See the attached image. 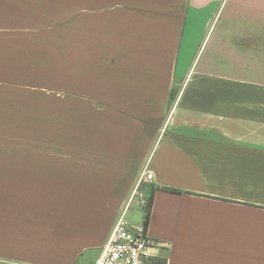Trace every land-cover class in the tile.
<instances>
[{"label": "crops", "instance_id": "obj_1", "mask_svg": "<svg viewBox=\"0 0 264 264\" xmlns=\"http://www.w3.org/2000/svg\"><path fill=\"white\" fill-rule=\"evenodd\" d=\"M146 165L144 264H264V0H0V264H96Z\"/></svg>", "mask_w": 264, "mask_h": 264}, {"label": "built area", "instance_id": "obj_2", "mask_svg": "<svg viewBox=\"0 0 264 264\" xmlns=\"http://www.w3.org/2000/svg\"><path fill=\"white\" fill-rule=\"evenodd\" d=\"M153 180L154 173L149 165H146L140 173L127 205L116 218L114 228L96 264H144L150 256V249L158 242L149 234L145 220L140 224L130 222L128 211L135 199H138L143 207L147 206L149 197L141 191V185ZM168 244L166 241L162 242L164 246Z\"/></svg>", "mask_w": 264, "mask_h": 264}, {"label": "trees", "instance_id": "obj_3", "mask_svg": "<svg viewBox=\"0 0 264 264\" xmlns=\"http://www.w3.org/2000/svg\"><path fill=\"white\" fill-rule=\"evenodd\" d=\"M152 205H153V195H151L148 199V204L145 207V212H146V217H145V222L146 224L149 223V219H150V214H151V209H152Z\"/></svg>", "mask_w": 264, "mask_h": 264}, {"label": "rangeland", "instance_id": "obj_4", "mask_svg": "<svg viewBox=\"0 0 264 264\" xmlns=\"http://www.w3.org/2000/svg\"><path fill=\"white\" fill-rule=\"evenodd\" d=\"M137 204L139 205V203H135V202L132 204L131 211H133L136 208L135 205H137ZM129 216H130V214H128V219H129Z\"/></svg>", "mask_w": 264, "mask_h": 264}]
</instances>
